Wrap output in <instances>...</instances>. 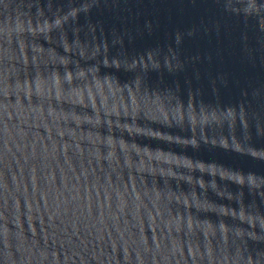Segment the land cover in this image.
Instances as JSON below:
<instances>
[{
	"label": "water",
	"instance_id": "obj_1",
	"mask_svg": "<svg viewBox=\"0 0 264 264\" xmlns=\"http://www.w3.org/2000/svg\"><path fill=\"white\" fill-rule=\"evenodd\" d=\"M0 264H264V0H0Z\"/></svg>",
	"mask_w": 264,
	"mask_h": 264
}]
</instances>
